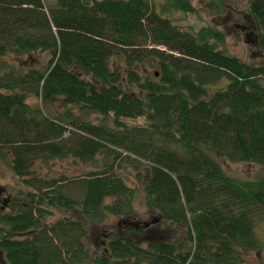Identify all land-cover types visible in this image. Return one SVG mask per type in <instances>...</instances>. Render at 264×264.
Wrapping results in <instances>:
<instances>
[{"label":"trees","instance_id":"1","mask_svg":"<svg viewBox=\"0 0 264 264\" xmlns=\"http://www.w3.org/2000/svg\"><path fill=\"white\" fill-rule=\"evenodd\" d=\"M167 1L193 11L189 0ZM245 12L258 52L251 61L221 48L217 27L181 28L149 0H0V56L48 55L43 67L0 66V151L28 187L0 203V261L252 263L249 252L261 249L254 225L264 218V176L235 179L218 162L264 165V0H248ZM115 56L121 63L113 66ZM30 96L81 112L51 116ZM87 111L115 125L94 124L83 118ZM66 124L74 128L67 136ZM102 151L112 161L97 170L30 176L38 158L85 160ZM122 151L128 164L143 166L154 216L143 225L134 217L133 188L115 171ZM54 207L78 210L80 218L44 225ZM85 221L99 226L95 251L84 241Z\"/></svg>","mask_w":264,"mask_h":264},{"label":"rangeland","instance_id":"2","mask_svg":"<svg viewBox=\"0 0 264 264\" xmlns=\"http://www.w3.org/2000/svg\"><path fill=\"white\" fill-rule=\"evenodd\" d=\"M53 0H44V2H52ZM153 8L162 16L169 18L173 23L179 25L184 29H198L203 25H210L220 29L225 37L224 44L220 47L227 50L231 55L242 58L246 61L255 60L254 58L258 55L257 48L255 47V41L251 34L252 28L250 20L246 19L243 12L246 11L248 0H216L222 2L224 5L223 9L215 8L213 2L215 0H189L193 6L192 12H184L171 7L167 0H149ZM245 25L244 29H241L240 25ZM249 28V29H247ZM27 55L16 57L15 55H3L0 56V66L4 70H9L10 67L19 68L25 65L32 67H43L47 61L48 55L43 52H37L26 58ZM24 59V60H23ZM113 66L116 63H121L120 58L112 57ZM26 69V68H25ZM148 72H153L154 68L148 66ZM156 74V73H155ZM222 84V83H219ZM219 84L217 86H219ZM216 86V87H217ZM27 102L33 107L41 109L51 116L63 117L68 109H71L72 113L78 114L81 110L78 107H70L63 105L60 101L47 104L41 100L40 97L30 96ZM84 119L91 121L94 124H103L112 126L113 118L111 116H102L93 111H87L84 114ZM127 122H135L136 120H125ZM136 122L143 123L144 120L139 118ZM67 136L71 130H74L73 125L66 124ZM118 150V149H117ZM121 151V150H119ZM122 155L116 161L118 166L115 171L123 176L127 186L133 188L135 197L133 198L134 217L138 218L139 222L137 225H143L144 222L150 221L154 216L148 211L145 204L146 196L143 191V183L145 177L142 175L143 166L140 169L134 168L128 164L126 159L122 158L125 152H121ZM107 151L97 153L91 159H80L73 155H67L58 158H38L32 164L31 175H50L52 177H58L61 175H68L70 178L78 174H85L89 171H94L102 167L104 160L112 161V154ZM131 158H135L130 156ZM12 157L4 149L0 151V203L7 204L5 200L9 196L16 197L18 190H26L24 184L20 183V178L14 174L11 166ZM130 160V159H129ZM138 160V159H137ZM143 163V160L141 161ZM222 169L225 173L235 179L239 180H252L264 176V165L254 162H232L229 160L218 159ZM140 170V171H139ZM25 192V191H24ZM108 203L113 202V199H108ZM50 209V208H49ZM6 210H10V207ZM80 211L78 210H64L57 207L51 208L50 213L42 219L44 225H50L59 219L68 216L70 218H80ZM119 218L109 217L105 219L107 222L116 223ZM87 226V234L85 236V243L87 248H93L91 244H98L101 237L97 238L98 225L95 223H88L85 221ZM168 233V232H167ZM254 233L257 237L261 249H255L249 252L248 258L252 263L249 264H264V258H259L260 255H264V218L257 221L254 225ZM178 234H182L180 231ZM94 235V236H93ZM153 235L160 236L157 231H153ZM182 238V237H181ZM96 240V241H95ZM95 241V242H94ZM96 250V247L93 248ZM0 264H7L0 261Z\"/></svg>","mask_w":264,"mask_h":264},{"label":"flooded vegetation","instance_id":"3","mask_svg":"<svg viewBox=\"0 0 264 264\" xmlns=\"http://www.w3.org/2000/svg\"><path fill=\"white\" fill-rule=\"evenodd\" d=\"M243 14H244L245 17L248 15L247 12H243ZM240 27H241V29H244L245 25L241 24ZM247 29H249V28H247ZM251 34L254 35L253 30L251 31Z\"/></svg>","mask_w":264,"mask_h":264},{"label":"water","instance_id":"4","mask_svg":"<svg viewBox=\"0 0 264 264\" xmlns=\"http://www.w3.org/2000/svg\"><path fill=\"white\" fill-rule=\"evenodd\" d=\"M157 74V73H156Z\"/></svg>","mask_w":264,"mask_h":264}]
</instances>
